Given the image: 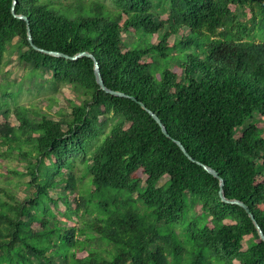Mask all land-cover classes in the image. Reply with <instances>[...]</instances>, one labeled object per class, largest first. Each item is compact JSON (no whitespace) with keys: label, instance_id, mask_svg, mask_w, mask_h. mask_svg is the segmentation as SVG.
I'll return each instance as SVG.
<instances>
[{"label":"trees","instance_id":"16d2710c","mask_svg":"<svg viewBox=\"0 0 264 264\" xmlns=\"http://www.w3.org/2000/svg\"><path fill=\"white\" fill-rule=\"evenodd\" d=\"M28 28L39 49L91 58L37 52ZM11 50L75 100L58 120L0 100V264H264L249 215L200 166L264 234V0H0L1 69ZM15 161L25 172L2 166ZM8 177L32 196L18 202ZM111 190L128 196L96 214ZM186 194L201 216L187 220Z\"/></svg>","mask_w":264,"mask_h":264},{"label":"rangeland","instance_id":"374dc122","mask_svg":"<svg viewBox=\"0 0 264 264\" xmlns=\"http://www.w3.org/2000/svg\"><path fill=\"white\" fill-rule=\"evenodd\" d=\"M107 2V1H106ZM16 42V41H15ZM14 42V44H15ZM7 66L0 68V100H7L11 104L15 103L20 106H25L31 108L32 110L40 109L42 112H46L49 116L58 120L54 116V113L60 109L66 107V100H75L73 93L70 91L69 87L61 88L55 87L52 84V76L49 72L45 70H34L29 65H20L18 63V53L13 52L12 50L6 54L5 58ZM6 94V95H5ZM11 95V96H9ZM14 98V100L12 99ZM52 105V111H48V105ZM13 124L17 122L11 118ZM112 120H106L104 117H100L98 122V127L102 131L103 135L109 133L110 125ZM104 137H101L102 141ZM75 173L78 178H82L87 175V168L85 165H82L79 160H74ZM3 167H7L11 170L18 169L20 172H25V163L18 162H5L2 164ZM4 170H0L2 174ZM12 182L8 186L10 191L18 202H24L26 199L32 196L33 189H28L26 183L30 180L29 178L20 179L17 177H8ZM86 179V180H85ZM85 179H82V192L81 194L86 199H90V194L93 190V185L91 179L88 175ZM7 178H0V181H5ZM85 181V182H84ZM169 179L165 177L159 184L158 187H161L168 182ZM58 192V191H57ZM128 194L124 191L111 190L109 193L105 191L102 193L95 194V197L92 200L91 209L95 211V205L101 201H111L112 198H127ZM134 196V197H133ZM137 193L132 195V198L135 199ZM188 203L190 206L189 213L187 215V220L191 219L192 216H201L204 212L201 210L200 204L196 201L193 202L190 194H186ZM195 199V198H194ZM64 211V207H60ZM205 216V215H204ZM59 220L61 217L58 216ZM186 222H183L181 227ZM181 232V229H180ZM246 247V246H245Z\"/></svg>","mask_w":264,"mask_h":264},{"label":"water","instance_id":"95a60500","mask_svg":"<svg viewBox=\"0 0 264 264\" xmlns=\"http://www.w3.org/2000/svg\"><path fill=\"white\" fill-rule=\"evenodd\" d=\"M16 4V2H14V5ZM12 12H13V16L19 20H23L25 21L26 23L27 20L22 17V16H17L15 13H14V8L12 9ZM28 32V42L29 44L33 47V49L37 52H40V53H43V54H46V55H49V56H53V57H57V58H65L67 60H77L78 58L80 57H88V58H91V55L89 54H80V55H77L73 58H69V57H66L62 54H59V53H53V52H47V51H44L42 49H39L37 48L36 46H34L33 44V41H32V37H31V34H30V30L28 28L27 30ZM94 70H95V77H96V81H97V84L99 85L100 89L108 94H111L112 96H116V97H123L124 95L123 94H120V93H117V92H112L110 90H108L104 83H103V80H102V77L100 75V71H99V67H98V64L95 62L94 64ZM144 108V107H143ZM145 109V108H144ZM148 112V114L156 121V123L159 125V127L161 128V131L162 133L167 137L169 138V135H168V132L166 130V128L162 125L161 121L158 119L157 116L154 115V113H152L151 111L149 110H146ZM177 145L179 146V148L181 149V151L184 153V155L186 157H188L191 161H193V159L191 157H189V155L187 154L186 150L184 149V147L177 143ZM204 168V170L212 175L214 178H216L218 181H219V184H220V190H219V196H220V199L221 201L224 203V204H228V205H236V206H239L241 207L242 209H244L246 211V213L249 215V218L251 219V221L253 222L255 228L257 229V232H258V235L260 237V239L264 242V234L263 232L261 231L257 221L255 220L254 216L249 212L248 208L241 202L237 201V200H228L226 197H225V194H224V183H223V180L219 177L218 173L216 171H214L213 169L209 168V167H206V166H203V165H200Z\"/></svg>","mask_w":264,"mask_h":264}]
</instances>
